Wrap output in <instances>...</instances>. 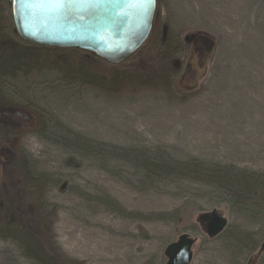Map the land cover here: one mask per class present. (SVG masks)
Returning a JSON list of instances; mask_svg holds the SVG:
<instances>
[{"label":"rangeland","instance_id":"obj_1","mask_svg":"<svg viewBox=\"0 0 264 264\" xmlns=\"http://www.w3.org/2000/svg\"><path fill=\"white\" fill-rule=\"evenodd\" d=\"M0 27V264H166L183 233L190 264H264V0H157L119 65L25 43L10 0Z\"/></svg>","mask_w":264,"mask_h":264},{"label":"water","instance_id":"obj_2","mask_svg":"<svg viewBox=\"0 0 264 264\" xmlns=\"http://www.w3.org/2000/svg\"><path fill=\"white\" fill-rule=\"evenodd\" d=\"M11 18L25 43L58 49H75L110 65L130 59L148 40L154 25L157 0H74L53 5L40 0H10ZM206 53L214 41L199 35ZM209 237L220 234L227 220L216 210L198 216ZM195 239L187 233L164 249L166 264H190ZM260 250H264V240Z\"/></svg>","mask_w":264,"mask_h":264},{"label":"trees","instance_id":"obj_3","mask_svg":"<svg viewBox=\"0 0 264 264\" xmlns=\"http://www.w3.org/2000/svg\"><path fill=\"white\" fill-rule=\"evenodd\" d=\"M1 29V27H0ZM152 34V33H151ZM43 48V47H42ZM61 51H73L71 49H60ZM87 55H90V54H87ZM90 57H92L90 55ZM93 58V57H92ZM29 64L26 62V61H18V63H14L12 64L11 66L9 67H6L5 70L8 68V71L9 73L10 72H15L17 70H22L24 69V67L28 66ZM67 71V70H65ZM68 77L71 78L72 80H76V79H79L81 78V81L84 82V84H88V85H93L94 86V83L92 82V78L89 76V73L87 70L85 69H76V68H71L70 69V72L68 70ZM91 78V79H90ZM5 106V105H4ZM4 113V111H3ZM7 114V113H6ZM31 242L29 241L28 244H30ZM26 252L28 254L29 257H32L34 259H36L39 263L41 264H46V260L44 258V255L42 256H39V247L35 248L34 246H32L31 244L30 245H27L26 246ZM35 252V253H34ZM38 253V254H37Z\"/></svg>","mask_w":264,"mask_h":264},{"label":"snow or ice","instance_id":"obj_4","mask_svg":"<svg viewBox=\"0 0 264 264\" xmlns=\"http://www.w3.org/2000/svg\"><path fill=\"white\" fill-rule=\"evenodd\" d=\"M40 2L49 3L53 5H62L63 3H65V0H40ZM68 2H74V0H68ZM134 2L142 4L144 3V0H134Z\"/></svg>","mask_w":264,"mask_h":264},{"label":"flooded vegetation","instance_id":"obj_5","mask_svg":"<svg viewBox=\"0 0 264 264\" xmlns=\"http://www.w3.org/2000/svg\"><path fill=\"white\" fill-rule=\"evenodd\" d=\"M3 113V112H2ZM3 114H5V113H3ZM8 117H12V116H22L21 114H20V112H14V113H12V112H8L7 114H6Z\"/></svg>","mask_w":264,"mask_h":264}]
</instances>
